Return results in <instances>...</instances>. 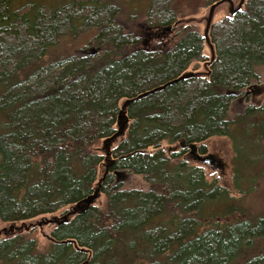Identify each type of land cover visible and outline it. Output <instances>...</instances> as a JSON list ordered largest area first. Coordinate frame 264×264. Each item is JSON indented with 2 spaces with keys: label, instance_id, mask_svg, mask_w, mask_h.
<instances>
[{
  "label": "trees",
  "instance_id": "trees-1",
  "mask_svg": "<svg viewBox=\"0 0 264 264\" xmlns=\"http://www.w3.org/2000/svg\"><path fill=\"white\" fill-rule=\"evenodd\" d=\"M14 1L0 0V223L13 227L0 235V264H264V216L239 205L251 172L264 171V100L231 109L264 67V0H246L205 30L213 52L207 77L187 72L208 61L196 30L147 49L134 27L113 24L120 14L144 16L173 30L178 0H119L125 14L109 0L11 10ZM89 26L97 29L95 54H50L61 37ZM185 74L194 75L135 99ZM133 99L121 141L102 155L97 145L116 134L120 108ZM216 139L231 145L240 199L184 159L186 150L168 152L183 141L202 155ZM125 173L148 189H122ZM97 187L105 202L86 207ZM64 207L71 209L51 219L43 250L17 227Z\"/></svg>",
  "mask_w": 264,
  "mask_h": 264
},
{
  "label": "rangeland",
  "instance_id": "rangeland-1",
  "mask_svg": "<svg viewBox=\"0 0 264 264\" xmlns=\"http://www.w3.org/2000/svg\"><path fill=\"white\" fill-rule=\"evenodd\" d=\"M70 1L72 0H15L14 3L11 5L10 9L11 10H13V8L17 9L19 7H22L25 3H29V5H32L34 9H36L40 6H46V7L51 5L60 6ZM118 1L119 0H109L110 4L117 5L121 9V11L124 12L125 14L126 7H124V4H119ZM178 1H179L178 5L182 7L181 10L174 11L175 18L179 24L173 30L172 27L171 30L169 28V31L160 28L156 29V25L147 23L146 19H144V16L143 18H137L135 16L133 19L129 20L124 16H122L123 14H120L119 15L120 17L119 16L115 17L113 24L127 32L131 31V29L134 27L139 34L142 33V35L139 37L140 46L145 47L147 49L155 47L156 49V47L159 46L158 44L160 42H161L160 44L165 46L171 45L172 42H174V40L176 39L174 37L175 34L178 32V30H183L187 27L196 30L204 38V36L206 35L205 30L207 29V21L209 20V18H210V25L208 27V31L210 30L211 26L218 24L220 21H222L225 18L231 17L236 12L244 10V6L246 3V0H218L212 6L211 5L206 6L204 5L205 3L204 4L200 3V1L202 0H191V1L178 0ZM187 1L190 2L186 4ZM131 12L132 14H136L134 10ZM134 19L135 21H133ZM81 25L82 23L80 22V26ZM96 30H97L96 28L89 26L86 28L84 32L80 34L74 32L67 36L61 37L57 43L58 48L51 50L50 54L55 53L60 57H64V55L84 54V53L87 54L90 53L92 50L97 51L98 44L95 42V38H94L97 33ZM212 53L213 52L211 51V45L209 44L207 38L206 40L204 38L202 55L208 61H206L205 63L204 62L192 63L189 66L187 72L199 73L203 77H207L208 66L211 63V59L213 61ZM258 71L260 74L259 79L252 82L250 87L248 89H244L242 92L243 94L238 99L233 101L231 109L235 113L241 111L245 106L259 104L262 102V100H264V67L262 69L261 68L258 69ZM246 92L247 94L245 95ZM121 104L122 101L120 102V105ZM231 117H233V114H231ZM124 130L121 136H119L116 140H114L111 143V145L109 146L110 149L113 150L115 146L121 141V138L124 135ZM162 146L167 147V144L164 143L162 144ZM173 146H177V145L173 144ZM205 147L206 150L209 149V151L214 155H218L224 159H229L231 163L232 149L230 143L226 139H216L212 142H206ZM96 148L103 155L102 152L104 151L103 143L100 142ZM179 152H181L180 149L175 151V153L177 154ZM183 157L184 159L186 157L188 158L187 150L185 151ZM190 162L193 163V161L191 160ZM262 167H264V165ZM105 169L106 168H104L103 166L100 167L98 171V179H100L103 176ZM214 173L216 174V176L215 175L213 176H215L216 179L219 176L222 178L224 185L231 183L229 180H227L229 179L228 171L227 172L217 171V173L216 172ZM251 173L252 176L254 177V181L251 185L246 186V189H250L251 191L249 190L250 193L240 201L239 205L243 208L244 213L248 216H256V215L264 216V171L262 170L261 167H257L254 168V170ZM209 175L211 176V174ZM121 178L122 180H120ZM121 178H119L118 182L122 183V189H128V190L139 189L142 191L148 189L146 183L144 182L143 178L140 175L125 173L124 177ZM219 184L222 186L221 183ZM229 189L232 195L240 199V195L235 192L236 191L235 189H233L232 187ZM104 202H105V196L103 194H100L98 195V198L94 201L93 205L102 206ZM70 209L71 208L69 207H64L52 216H46L44 218H36L32 221L18 224L17 227L21 230L30 231L31 237L35 239L37 242V247L43 250L47 246L48 235L53 229V224H51L49 221L52 218L57 219L61 217L65 211H69ZM10 225L11 224L8 223H4V224L0 223V231L3 229L9 230L8 228L11 227Z\"/></svg>",
  "mask_w": 264,
  "mask_h": 264
},
{
  "label": "water",
  "instance_id": "water-1",
  "mask_svg": "<svg viewBox=\"0 0 264 264\" xmlns=\"http://www.w3.org/2000/svg\"><path fill=\"white\" fill-rule=\"evenodd\" d=\"M210 25V18L209 20L207 21V28L208 26ZM169 28L171 30V27H166L165 29L167 31H169ZM207 31V29H206ZM97 51H94L92 50L90 53V55H93L95 54ZM85 54V53H84ZM194 74H185L183 76H181L180 78L174 80V81H171L169 83H167L166 85L164 86H160V87H157L151 91H148V92H145L141 95H139L138 97H136L135 99H140V98H143V97H146L152 93H156L160 90H162L164 87H166L167 85H170V84H173V83H176L178 81H181V80H184L188 77H191L193 76ZM135 99L133 100H127L124 102V104L122 105V107L120 108V111L118 113V126L119 128L117 129V132L116 134H114L111 138L109 139H106L104 142H103V145H104V149L107 150V153H106V156H109V151H110V148L109 146L111 145V143L116 140L119 136H121V134L123 133V130L124 128L126 127V125L128 124V118L126 117V115L124 114V110H125V107L131 103L132 101H134ZM198 147L199 145L197 144H194V143H191V144H185L183 141L179 142L177 144V146H174L172 148H168V152H171V151H177L178 149H181V150H187V156H188V160L190 161H193V164L195 165H199V166H208L209 168H211L212 171L216 172V171H225L227 172L228 171V175L231 174V170H232V165H230L229 163V160L227 159H221L220 157H218L217 155H214V154H209V155H201L199 152H198ZM138 151L136 152H133L129 155H125V156H122L120 157L119 159H124L128 156H132L134 154H136ZM114 161V160H112ZM106 170H107V167H106ZM114 174L118 177L119 176V172L115 171ZM99 185V183H98ZM98 195H99V188L97 187L94 191V193L89 196L88 198H86L82 203L83 205H85L86 207L90 206V205H93L94 201L98 198ZM71 214H74V212H72ZM51 224H53V220H50L49 221ZM48 222V223H49ZM12 226L9 227V231L12 230ZM6 229H3L0 231V235L1 233H6Z\"/></svg>",
  "mask_w": 264,
  "mask_h": 264
},
{
  "label": "flooded vegetation",
  "instance_id": "flooded-vegetation-1",
  "mask_svg": "<svg viewBox=\"0 0 264 264\" xmlns=\"http://www.w3.org/2000/svg\"><path fill=\"white\" fill-rule=\"evenodd\" d=\"M247 94V92L245 93V95ZM209 154H213V153H211L210 151H209V149H207L206 151H205V153L204 154H202V155H209ZM218 156V155H217ZM218 157H220V156H218ZM221 158V157H220ZM222 160L224 159V158H221ZM227 160H229V159H227ZM231 160H232V158H231ZM229 163H230V160H229ZM232 164V161H231V163H230V165ZM201 167H203V169H204V171H205V173H206V175L207 176H210L209 174H211V176L212 175H215L216 176V174L214 173V171H212L211 170V168H209L208 166H201ZM232 171V170H231ZM216 173H217V171H216ZM219 179H220V181H221V184H222V187H224V188H227V189H229V188H231L232 187V179H233V174H232V172H231V174L229 175V179H227V180H229L231 183H229V184H223V180H222V178L219 176L218 177Z\"/></svg>",
  "mask_w": 264,
  "mask_h": 264
}]
</instances>
